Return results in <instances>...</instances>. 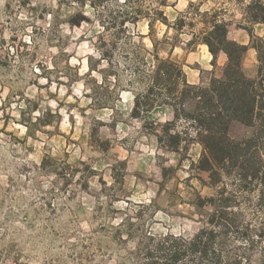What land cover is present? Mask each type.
Instances as JSON below:
<instances>
[{"label":"rangeland","instance_id":"1","mask_svg":"<svg viewBox=\"0 0 264 264\" xmlns=\"http://www.w3.org/2000/svg\"><path fill=\"white\" fill-rule=\"evenodd\" d=\"M249 1L0 0V264H264L257 185L232 174L215 184L198 167L192 122L174 120L171 107L132 116L153 52L149 37L138 35L148 31L147 15L164 11L170 26L153 23L164 39L158 54L200 83L210 72L221 76L226 57L212 65L206 45L188 44L201 26L196 7L219 11L231 21L229 37L247 43ZM180 15L196 26L176 32ZM252 27L264 38V24ZM100 38L116 42L118 81L102 75ZM242 64L254 77L253 48ZM39 113L46 122L28 134L23 121ZM168 121L181 136L177 150L154 135ZM253 129L234 121L229 135ZM210 198L228 206L222 220Z\"/></svg>","mask_w":264,"mask_h":264},{"label":"trees","instance_id":"2","mask_svg":"<svg viewBox=\"0 0 264 264\" xmlns=\"http://www.w3.org/2000/svg\"><path fill=\"white\" fill-rule=\"evenodd\" d=\"M154 10L153 15L146 14L148 31L145 34L137 33L140 37H149L153 52L150 53L149 68L144 75L146 83L143 90L133 97L132 116L141 117L158 106L171 107L174 120L183 118L192 122L195 130L192 138L202 146L198 167L208 171L215 184L220 181L221 176L232 174L243 186L256 184L261 198L264 199V38L255 35L252 27L255 23L264 24V1L250 0L245 5L244 18L251 23V26L243 27L248 34L247 43L229 37L231 21L220 17L219 11L199 12L198 6L196 7L194 16L200 17L201 26L188 40V44L197 42L206 45L211 54L212 65H215L220 53L226 57L221 76L210 72L207 81L200 83L188 82L178 61L170 55L162 57L158 54V44L164 39L154 36L153 23L155 20L167 26L170 23L163 10ZM140 13L142 10L137 8L133 18H137ZM189 18L186 22L182 15L178 16L172 23L174 30L180 32L186 24L193 29L196 22L193 17ZM81 20L82 18L69 22L79 25ZM115 43L114 38H100V45L97 47L100 59L107 63L102 68V75L109 78V81L119 80L112 65ZM250 48L256 51L257 66L254 77L245 73L242 64ZM118 86L121 87L118 84L116 89ZM31 110L38 112L37 103H33ZM41 118L39 113L34 122L31 118L23 121L28 134L31 131L30 125L46 122L41 121ZM234 121L252 126V133L245 138H232L229 128ZM170 124L172 121L161 123L163 130L161 133L154 131V135L157 140L167 142L171 150H177L181 136L170 131ZM224 190V187L220 188V196ZM209 200L213 206V217H218L217 220L225 218L228 206L216 203L214 198Z\"/></svg>","mask_w":264,"mask_h":264}]
</instances>
